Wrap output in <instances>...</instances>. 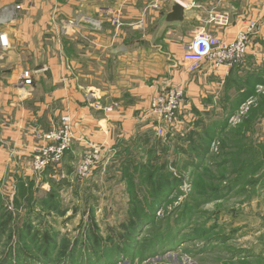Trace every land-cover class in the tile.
Segmentation results:
<instances>
[{
    "label": "rangeland",
    "instance_id": "rangeland-1",
    "mask_svg": "<svg viewBox=\"0 0 264 264\" xmlns=\"http://www.w3.org/2000/svg\"><path fill=\"white\" fill-rule=\"evenodd\" d=\"M258 65L259 91L246 88L251 105L232 107L222 133L225 109L195 118L194 106L186 108L163 135L153 130L115 156L99 147L85 175L79 167L93 147L72 160L74 138L52 171L50 165L35 170V156L50 143L42 135L31 165L0 175V264H264V64ZM239 77L236 84L247 82ZM61 126L62 120L51 130ZM214 126L213 150L194 172L189 159L199 154L200 134ZM222 160L227 164L218 167ZM21 182L28 185L25 196ZM45 244L56 247L49 257Z\"/></svg>",
    "mask_w": 264,
    "mask_h": 264
},
{
    "label": "crops",
    "instance_id": "crops-1",
    "mask_svg": "<svg viewBox=\"0 0 264 264\" xmlns=\"http://www.w3.org/2000/svg\"><path fill=\"white\" fill-rule=\"evenodd\" d=\"M175 3L183 5L184 19L169 22ZM224 12L228 25L210 22ZM250 21L257 25L241 69L211 62L188 68L183 54L197 31L230 42ZM0 35L7 39V45L0 40L2 175L31 165L41 136L64 115L71 117L75 148L69 157L76 160L86 147L115 156L125 143L147 141L155 126L151 99L166 88L185 89L179 116L193 106L195 118L229 107L233 77L264 64V0H0ZM219 95L226 97L220 104ZM240 105L248 108L251 101Z\"/></svg>",
    "mask_w": 264,
    "mask_h": 264
},
{
    "label": "built area",
    "instance_id": "built-area-1",
    "mask_svg": "<svg viewBox=\"0 0 264 264\" xmlns=\"http://www.w3.org/2000/svg\"><path fill=\"white\" fill-rule=\"evenodd\" d=\"M6 10H9L6 8ZM210 22L218 25H228L230 16L227 12L213 14ZM73 23V21L71 22ZM257 23L250 21L245 30L239 32L236 39L230 42L220 39L217 35L206 29L195 33L193 38L186 44L183 60L187 62L191 71L197 70L204 61H209L216 66H234L240 63L248 54L250 36L255 31ZM2 44L7 45L5 35H0ZM25 83L30 84L31 79L26 75ZM186 97L182 86H173L155 94L150 103V111L155 119L154 130L157 135H163L170 127H174ZM97 107H101L98 103ZM113 106L106 108L111 111ZM60 129L51 130L44 134L50 143L39 150L35 156V170H42L46 166L61 161L66 151L72 144L73 133L71 130V117L64 115L61 118ZM100 157V148L93 147L89 151L79 167L80 174H87Z\"/></svg>",
    "mask_w": 264,
    "mask_h": 264
},
{
    "label": "trees",
    "instance_id": "trees-1",
    "mask_svg": "<svg viewBox=\"0 0 264 264\" xmlns=\"http://www.w3.org/2000/svg\"><path fill=\"white\" fill-rule=\"evenodd\" d=\"M246 58V57H245ZM243 59L240 63H238V64H236V65H234V67L236 68V69H241L243 66H244V64H245V62H246V59ZM259 73H260V71L259 70H256V71H254V73L253 72H244L243 74L244 75H246V83L244 84V83H242V84H240V85H238V84H236L237 82H236V79L235 78H237L238 76H236V77H233V80L230 82L231 84H232V87H234L235 88V90H236V92L237 93H239L240 95L238 96V97H236L235 98V100L231 103V105L229 106V107H225L224 109H225V111H226V114L228 115V118H226L222 123V129H221V133L222 132H224L226 129H227V127L229 126V119H230V117H231V114L232 113H234V112H236V110H231V108L232 107H240L241 105L240 104H242V103H245V102H247L248 100H250V98L251 97H253L254 95H250V94H247L248 93V91H249V88L250 89H252V92H258L257 91V86L258 85H261V83H259L260 81H259V79L257 80V76L259 75ZM240 77H243V75H241ZM239 77V78H240ZM250 83V84H249ZM244 85H245V87H244ZM246 88H247V92L245 91L246 90ZM250 93V92H249ZM258 106V105H257ZM251 107H253V105L251 106ZM251 107H250V110H251ZM236 108V109H237ZM252 115H253V113H252ZM255 118V117H254ZM257 118H258V116H257ZM245 119H247V118H245ZM244 121V119L242 120V122ZM216 125V124H215ZM219 130H220V128H219ZM216 131H217V127L216 126H214V127H212V128H210V130H208V131H205L204 133H202V134H200V139H203V142L202 143H199L200 145H199V150L196 148L197 147V145H196V141L193 143V145H195L194 147L196 148V150H198L199 151V154H197V152L195 151V154H194V156L193 157H190V159H189V167H192V169H193V171L194 172H199V170L203 167V166H205L206 165V161H207V157H208V155H209V152H211V150H210V144L212 143V139H213V135H216ZM203 137V138H202ZM190 140H191V138H190ZM191 142V141H190ZM194 148V149H195ZM221 153H219V155H220ZM222 155V154H221ZM227 164V161L226 160H222L221 162H219V163H216V165L218 166V167H222V166H224V165H226ZM50 167V171H52L55 167H53V165H50L49 166ZM176 181V183H174V185H171L170 187H172V186H175V185H177L178 183H179V181L178 180H175ZM32 183V182H31ZM27 184V183H26ZM26 184H25V182L24 183H20V190H19V194L21 195V196H25L26 195V193L27 192H29V189H28V185L26 186ZM168 185L167 184H164L163 186H160L161 188H165V187H167ZM221 189H217L216 190V194H219L221 191H220ZM8 217V221H10V219L12 218V216H7ZM8 223V222H7ZM7 223L6 224H4V228H3V230L6 228V225H7ZM27 228L29 229V230H31V226H32V224H27ZM2 230V231H3ZM28 230V231H29ZM36 237V236H35ZM35 237L33 238V240L35 239ZM45 239L47 240V241H49L50 242V237H45ZM133 239V238H132ZM54 248H56L55 246H53L52 244H45V246L43 247V250L44 251H46V252H48V257H49V253L50 252H52L53 251V249ZM71 251H72V255H73V251H74V247H72V249H71ZM71 255V256H72ZM47 257V256H46ZM21 260V258L19 259V261ZM95 264H99L98 262H96ZM105 264V263H104ZM112 264V263H111Z\"/></svg>",
    "mask_w": 264,
    "mask_h": 264
},
{
    "label": "water",
    "instance_id": "water-1",
    "mask_svg": "<svg viewBox=\"0 0 264 264\" xmlns=\"http://www.w3.org/2000/svg\"><path fill=\"white\" fill-rule=\"evenodd\" d=\"M185 9L180 3H175L172 7V11L167 15L166 20L169 22L181 21L184 19Z\"/></svg>",
    "mask_w": 264,
    "mask_h": 264
}]
</instances>
